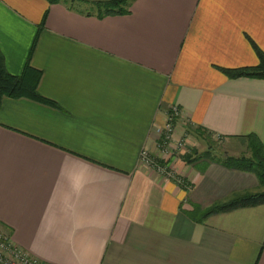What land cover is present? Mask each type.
Returning <instances> with one entry per match:
<instances>
[{"label": "crops", "instance_id": "0c3cea01", "mask_svg": "<svg viewBox=\"0 0 264 264\" xmlns=\"http://www.w3.org/2000/svg\"><path fill=\"white\" fill-rule=\"evenodd\" d=\"M257 48L264 0H130L104 16L0 0L7 70L41 71L56 103L0 101V231L53 264H264V204L205 215L260 189L223 163L264 148V76L224 71L257 67ZM172 108L186 146L165 150Z\"/></svg>", "mask_w": 264, "mask_h": 264}, {"label": "trees", "instance_id": "16d2710c", "mask_svg": "<svg viewBox=\"0 0 264 264\" xmlns=\"http://www.w3.org/2000/svg\"><path fill=\"white\" fill-rule=\"evenodd\" d=\"M51 3L65 2L72 6L67 0H48ZM130 0H94V8L86 11L104 16L112 13H123L128 9ZM76 8V7H75ZM260 57V64L253 68L224 69L231 77L243 75L264 76V52L257 48ZM41 79V71L27 65L20 75L10 73L5 65V60L0 51V101L4 96L20 98L28 97L36 101L56 105L54 101L44 97L38 90L39 81ZM252 157L233 158L229 157L223 163L235 169L247 170L254 172L260 180V189L254 192L235 193L228 200L215 202L210 206L205 215L228 211L239 207L256 206L264 204V148L260 144L252 142ZM210 157V152L200 154L197 159Z\"/></svg>", "mask_w": 264, "mask_h": 264}, {"label": "built area", "instance_id": "2783aa9c", "mask_svg": "<svg viewBox=\"0 0 264 264\" xmlns=\"http://www.w3.org/2000/svg\"><path fill=\"white\" fill-rule=\"evenodd\" d=\"M181 114L178 108H172L169 111L167 122L163 128L164 142L163 148L168 150L170 146L175 148H183L186 142L183 138L175 137L176 126L180 121ZM141 157L144 162L155 167L158 171L172 175L173 171L169 170L168 165L160 163V161L152 156L147 149H143ZM0 264H53L51 262L42 261L33 256L23 247L13 242V240L0 231Z\"/></svg>", "mask_w": 264, "mask_h": 264}, {"label": "rangeland", "instance_id": "374dc122", "mask_svg": "<svg viewBox=\"0 0 264 264\" xmlns=\"http://www.w3.org/2000/svg\"><path fill=\"white\" fill-rule=\"evenodd\" d=\"M72 6L76 7V8H81V9H85V10H88L90 8H94V5H93V1L94 0H67ZM210 142L209 143H212L213 144V149L216 150V148H219L220 144H218L217 141H212V139L210 138ZM198 141V140H197ZM196 143L198 144V142H196L195 140H193V143ZM195 146V145H193ZM201 154V153H200ZM212 154H214L212 152ZM246 157H252V152H251V155H247Z\"/></svg>", "mask_w": 264, "mask_h": 264}]
</instances>
